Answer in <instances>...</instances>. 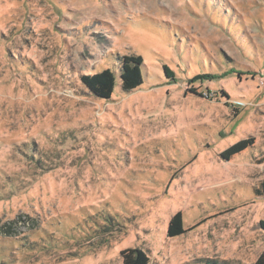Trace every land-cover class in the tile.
Masks as SVG:
<instances>
[{
  "label": "rangeland",
  "instance_id": "obj_1",
  "mask_svg": "<svg viewBox=\"0 0 264 264\" xmlns=\"http://www.w3.org/2000/svg\"><path fill=\"white\" fill-rule=\"evenodd\" d=\"M263 178L264 0H0V264H252Z\"/></svg>",
  "mask_w": 264,
  "mask_h": 264
},
{
  "label": "trees",
  "instance_id": "obj_2",
  "mask_svg": "<svg viewBox=\"0 0 264 264\" xmlns=\"http://www.w3.org/2000/svg\"><path fill=\"white\" fill-rule=\"evenodd\" d=\"M118 61L120 65L119 78L121 90L123 92H130L139 87L143 80L141 72L143 63L142 57L134 53H128L118 57ZM163 69L168 77L172 76L173 73L171 70L167 67ZM196 77H199V75ZM79 79L88 92L99 99H109L114 90L115 77L110 69H103L92 74H81ZM252 142V138L242 139L227 147L222 152V156L224 158H229L244 150L247 146L251 145ZM262 161L263 160L260 162ZM254 192L257 195H264V178L260 181L259 185L254 188ZM260 225L264 228V221H261ZM183 232L181 216L179 213H175L169 219L166 234L168 237H173ZM120 254L124 259L123 264H147L149 260L148 256L138 248L125 249L121 251ZM252 264H264V249Z\"/></svg>",
  "mask_w": 264,
  "mask_h": 264
}]
</instances>
